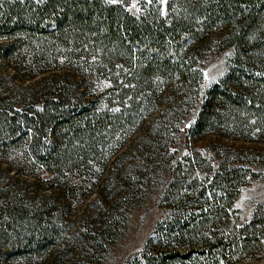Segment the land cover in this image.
Here are the masks:
<instances>
[{
    "label": "rangeland",
    "instance_id": "1",
    "mask_svg": "<svg viewBox=\"0 0 264 264\" xmlns=\"http://www.w3.org/2000/svg\"><path fill=\"white\" fill-rule=\"evenodd\" d=\"M97 1L119 5L137 18L173 15L170 0ZM174 5L175 11L191 6L182 7L180 0ZM251 19L231 36L226 35L228 22L209 23L190 42L194 68L202 76L198 86L194 80L181 86L176 77L154 79L150 88L131 90L136 86H130L124 101L117 86L121 79L130 80L129 64L106 69L62 58L39 71L30 70L27 41L11 47L10 41L2 44L0 96L13 94L16 109L32 101H38L39 108L54 100L55 93L66 91L76 106L74 112L81 116L79 126L104 124L107 129L97 136L101 150L81 163L67 164L58 176L49 175L34 159L30 132L21 131L8 140L0 135V213L13 214L23 200L31 209L48 212L59 231L53 247L36 253L21 250L16 230H7L0 220V264H131L166 219L163 197L177 168L188 181L199 182L221 170L239 169L244 183L226 230L243 228L255 215L264 223V122L246 109H231L221 97L216 104L223 110L214 113L209 128L201 134L193 131L205 94L230 72L235 56L246 61L255 52L264 54V19L255 14ZM97 52L86 49L85 54L95 58ZM225 93L251 101L257 97L249 84L230 82ZM106 112L111 116L105 117ZM53 137L52 143L58 145ZM258 233L264 244V225ZM238 262L264 264V245L257 254L240 256Z\"/></svg>",
    "mask_w": 264,
    "mask_h": 264
},
{
    "label": "trees",
    "instance_id": "2",
    "mask_svg": "<svg viewBox=\"0 0 264 264\" xmlns=\"http://www.w3.org/2000/svg\"><path fill=\"white\" fill-rule=\"evenodd\" d=\"M180 2L182 7L190 3V9L175 11L174 0H170L172 16L148 20L129 15L119 5H105L97 0H0V47L9 41V47L27 41L31 47L30 70L39 71L62 58L72 64L87 62L106 69L120 63L129 64L130 80L121 79L117 86L121 101L130 96L127 93L130 86H136L131 90L150 88L154 79L176 77L181 86H188L193 80L198 86L202 76L194 68L190 42L209 23L228 22L226 35L231 36L255 19H251V14L264 19V0L258 4L255 0ZM86 49L98 51V56H87ZM83 57L85 61H81ZM119 57L125 61L120 62ZM94 59L96 62H92ZM231 67L225 78L205 94L193 127L195 134L206 131L214 113L223 110L216 104L221 97L228 100L231 109H246L264 122V54L255 52L246 61L237 55ZM235 70L239 75H233ZM230 82L238 86L252 85L257 97L251 101L247 96L238 98L234 93L226 94ZM65 92L55 93L54 100L39 108L36 106L40 103L32 101L19 104L16 109L13 94L4 92L0 96V135L8 140L21 131L30 132L34 159L45 172L55 176L67 164L81 163L101 150L103 145L97 136L107 129L104 124L84 129L79 126L81 116L78 110L74 112L76 106ZM126 105L128 102L121 109ZM53 136L58 145L52 143ZM180 173L177 168L163 197L167 209L165 221L156 226L143 253L131 264H239L240 256L261 251L264 244L258 230L263 229L264 223L256 215L243 228L226 230L244 183L239 169L221 170L204 182L188 181V176ZM20 201L13 214L0 213V220L5 223L2 226L16 230L21 250L39 253L53 247L59 234L53 218L48 212H38Z\"/></svg>",
    "mask_w": 264,
    "mask_h": 264
}]
</instances>
